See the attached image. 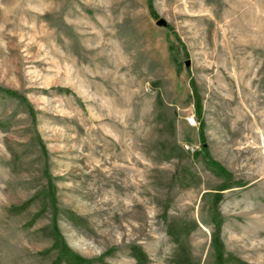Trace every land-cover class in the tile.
<instances>
[{
	"label": "rangeland",
	"instance_id": "374dc122",
	"mask_svg": "<svg viewBox=\"0 0 264 264\" xmlns=\"http://www.w3.org/2000/svg\"><path fill=\"white\" fill-rule=\"evenodd\" d=\"M202 146L264 264V0H0V264H214Z\"/></svg>",
	"mask_w": 264,
	"mask_h": 264
},
{
	"label": "trees",
	"instance_id": "16d2710c",
	"mask_svg": "<svg viewBox=\"0 0 264 264\" xmlns=\"http://www.w3.org/2000/svg\"><path fill=\"white\" fill-rule=\"evenodd\" d=\"M149 9H151V5H149ZM200 107L197 106L196 111L198 112V115L200 114ZM200 139L203 140L202 134L200 133ZM204 141H202V144ZM197 153V152H196ZM202 155L207 160V165L211 170H213L217 175L225 177L224 181L225 183L221 184L218 189L214 193H212V206L210 207V224L212 226V233H211V248L213 252L214 257V264H225L231 261H234L231 257L226 258L224 253V247L223 242L220 238V228L222 224V220L220 217V214L218 212V203L221 199V193L222 191L226 190L228 185H232L231 182L229 183L230 174L224 170L217 162L213 161L207 152V148L202 146ZM238 185V184H237ZM238 186H243V184H240ZM209 194V193H207ZM192 229V228H191ZM189 233V229L186 228L185 225L179 226L177 228H172L168 230V235L176 241V239L181 235L185 234L187 235ZM57 241L55 243V247H59L60 250V258L64 259L67 264H88L89 262L77 255L72 254L68 248L64 245L62 248L59 246L61 243H58V234L56 233ZM132 255L134 258L138 261L139 264H143L144 261V254L139 248H133ZM174 264H188V258L183 259L178 258L174 261Z\"/></svg>",
	"mask_w": 264,
	"mask_h": 264
},
{
	"label": "built area",
	"instance_id": "2783aa9c",
	"mask_svg": "<svg viewBox=\"0 0 264 264\" xmlns=\"http://www.w3.org/2000/svg\"><path fill=\"white\" fill-rule=\"evenodd\" d=\"M186 121H187V124L191 127H194L196 126V124H198L196 118L193 115L186 118ZM184 148L186 151H189L191 153L195 152V149L197 150V147H192L188 145H184Z\"/></svg>",
	"mask_w": 264,
	"mask_h": 264
},
{
	"label": "water",
	"instance_id": "95a60500",
	"mask_svg": "<svg viewBox=\"0 0 264 264\" xmlns=\"http://www.w3.org/2000/svg\"><path fill=\"white\" fill-rule=\"evenodd\" d=\"M157 25L159 26H165V22L163 20H158Z\"/></svg>",
	"mask_w": 264,
	"mask_h": 264
}]
</instances>
